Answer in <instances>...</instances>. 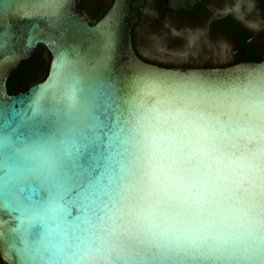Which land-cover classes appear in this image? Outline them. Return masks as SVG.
Masks as SVG:
<instances>
[{"label":"water","instance_id":"obj_1","mask_svg":"<svg viewBox=\"0 0 264 264\" xmlns=\"http://www.w3.org/2000/svg\"><path fill=\"white\" fill-rule=\"evenodd\" d=\"M200 0H165L168 10ZM147 0H113L95 23L77 0H0V258L4 264H88L69 258L104 240L123 212L166 220L163 153L140 130L145 84L199 76L232 83L264 73L261 61L176 68L146 62L132 32ZM47 76L18 94L7 83L40 46ZM252 70H257L253 72ZM148 221H145L147 224ZM145 245H164L145 228ZM180 248V247H176ZM102 264H259L188 256Z\"/></svg>","mask_w":264,"mask_h":264},{"label":"clouds","instance_id":"obj_2","mask_svg":"<svg viewBox=\"0 0 264 264\" xmlns=\"http://www.w3.org/2000/svg\"><path fill=\"white\" fill-rule=\"evenodd\" d=\"M139 111L145 143L163 153L161 242L264 264V73L145 95Z\"/></svg>","mask_w":264,"mask_h":264},{"label":"flooded vegetation","instance_id":"obj_3","mask_svg":"<svg viewBox=\"0 0 264 264\" xmlns=\"http://www.w3.org/2000/svg\"><path fill=\"white\" fill-rule=\"evenodd\" d=\"M164 1L147 0L132 32L134 48L146 62L164 67L210 68L253 61L251 55H264V0H200L187 10H168ZM257 19L262 20V40L249 25ZM152 23L156 26L149 29ZM211 39L215 50L210 60L196 61L194 53L210 45ZM145 41H150L156 51L143 52L139 43L147 44ZM223 44L228 46L229 54L217 53ZM190 58L193 62H180ZM0 264H4L1 258Z\"/></svg>","mask_w":264,"mask_h":264},{"label":"snow or ice","instance_id":"obj_4","mask_svg":"<svg viewBox=\"0 0 264 264\" xmlns=\"http://www.w3.org/2000/svg\"><path fill=\"white\" fill-rule=\"evenodd\" d=\"M252 71L255 72L257 70ZM249 76H251V73H249ZM227 84L230 83H217L201 79L199 76H193L191 78H181L171 85L160 83L145 84L142 90L146 95H152L159 101L174 93L194 89L217 88ZM145 221H148V223L145 224ZM155 223V220L147 214L120 211L116 219L112 221V225L105 234L106 238L104 240L96 245H91L88 249L83 250L82 253L69 250L67 255L69 258L86 261L88 264H102L103 261L107 260L117 262L123 259H156L170 257L177 252H183L188 256H224L219 251L173 248L167 245L147 246L142 240V236L146 234L145 225H148L147 228L151 231V225Z\"/></svg>","mask_w":264,"mask_h":264},{"label":"trees","instance_id":"obj_5","mask_svg":"<svg viewBox=\"0 0 264 264\" xmlns=\"http://www.w3.org/2000/svg\"><path fill=\"white\" fill-rule=\"evenodd\" d=\"M113 0H101L94 4L87 3V0H77V9L86 15L91 23L100 19L110 7ZM88 6L91 8L86 11ZM50 55L44 46H40L34 56L22 62L21 66L14 71L7 83L9 94H18L27 90L31 85L42 81L48 74ZM253 61H261V56L251 55Z\"/></svg>","mask_w":264,"mask_h":264},{"label":"rangeland","instance_id":"obj_6","mask_svg":"<svg viewBox=\"0 0 264 264\" xmlns=\"http://www.w3.org/2000/svg\"><path fill=\"white\" fill-rule=\"evenodd\" d=\"M97 1H101V0H87V3H89V4H94L95 2H97ZM90 7L88 6V8H86V11L87 12H89L90 11ZM253 9L254 10H257V7L255 6V7H253ZM149 21H151V20H149ZM250 27L251 28H254V30H256V32H257V34L259 35V37H260V39L262 40V38H261V36H262V20L260 19L259 21H258V19L257 20H255L254 22L253 21H251L250 22ZM154 26H156L154 23H152L151 25H149L148 26V28L149 29H153L154 28ZM145 42H147V41H145ZM217 42H221V41H217ZM224 42V41H223ZM223 42H221V43H223ZM148 44V45H147ZM147 44H140L139 43V46H140V48H141V50L143 51V52H145L146 50H153V51H156V47H152V45H150V41H148L147 42ZM215 44V42L213 41V39H211L210 40V45H207V47H201V49L200 50H198L197 52H195L194 53V55L196 56V58H198L196 61H199V62H202V61H208V60H210V58H209V56L212 54V52H214V47L212 46V45H214ZM257 46L260 48L261 47V42L260 41H258L257 42ZM159 47L161 48V49H165V47H163L162 45H159ZM227 47V48H226ZM228 49V50H227ZM219 52H217L218 54H222V55H226V54H229L228 52H229V48H228V46L226 45V44H223L222 46H221V49L220 50H218ZM180 62L181 63H183V62H193L192 61V59L190 58V59H181L180 60Z\"/></svg>","mask_w":264,"mask_h":264}]
</instances>
